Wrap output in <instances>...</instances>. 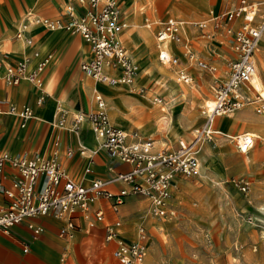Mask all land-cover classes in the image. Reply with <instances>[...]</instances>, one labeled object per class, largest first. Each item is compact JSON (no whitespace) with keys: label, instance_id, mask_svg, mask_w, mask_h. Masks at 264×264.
Listing matches in <instances>:
<instances>
[{"label":"crops","instance_id":"crops-1","mask_svg":"<svg viewBox=\"0 0 264 264\" xmlns=\"http://www.w3.org/2000/svg\"><path fill=\"white\" fill-rule=\"evenodd\" d=\"M67 1L0 0V151L27 158H48L56 154L61 168L71 179L82 184H89L95 178L107 180L116 172L128 171L129 164L116 162L100 147V139L91 130L90 123L84 121L77 131L73 129L76 112L96 110V93L102 96L105 112L112 125L129 133L136 132L139 139L152 140L155 148H176L179 140L190 139L192 129L200 125L204 118L203 107H200V114L198 112L201 99H213L214 84L227 76L226 62L234 55L232 33L226 27H238L243 18L235 17L217 27H213L212 22L203 28L185 24L181 41H174L175 49L164 47L178 56L179 63L175 65L161 62L158 58L155 33L160 22L155 25L157 22L153 18L165 16L166 19L171 16L185 20L201 17L196 20L199 21L237 6L239 0L236 5L227 7L223 6L221 0L178 2L183 7L174 4V0H152L154 11L144 9L143 4L148 3L146 0H116L121 20L125 22L120 39L139 66L132 84H112L87 75L79 66L82 59L90 56V45L82 35L68 29L48 28L35 20L36 17H48L66 21L64 4ZM69 1L77 3L76 0ZM77 8L81 10V7ZM142 13H149L144 17V22ZM258 20L255 15L254 21ZM155 48L158 62L155 60ZM186 49L192 52L193 59L187 56ZM22 58L27 61L26 70L35 69L41 61L45 62L38 72L42 79L40 90L24 77L15 84L4 81L6 65ZM195 58L205 61L207 66H198ZM254 59L258 71L257 66L264 62L257 63L256 53ZM182 61L180 68H184L192 79L175 86L176 83L167 82L172 75L161 67L167 64L169 70L174 69L175 73ZM217 65L222 71L221 78L214 76ZM106 70L110 74L118 73L110 68ZM260 76L264 83V72L261 71ZM191 82H196V85ZM258 90L251 82L245 85L243 92L248 98L253 91L257 92L255 100L247 102L231 115L216 117L213 129L224 136L246 132L264 136V113L256 110L259 106L264 107V96ZM42 94L43 101L37 103V98ZM195 99L197 104H194ZM251 104H254V109ZM23 106L31 108L32 117L21 126L18 114ZM61 110L66 112L63 127L56 125ZM255 139L262 145L259 154L263 156L264 139ZM214 151L208 143L202 147V154L207 157L214 155ZM227 171L225 168L224 173ZM211 176L218 178L214 173ZM17 177V170L6 162L0 181V210L8 201L5 191H14L12 183ZM186 178L182 175L174 178L171 205L173 193L180 183L185 184ZM42 180L43 176L40 175L37 186ZM106 187L111 192H117L128 189L129 184L114 181ZM147 207L146 198L129 194L124 197V203L117 212L111 209L109 200L101 199L92 201L88 210L77 208L72 214L50 213L28 218L14 224L7 232L0 230V264H121L112 255L119 239L125 242L136 240L137 227L145 224L146 239L152 241L149 236V233L155 236L152 226L156 228L161 224L156 221L163 218L149 215ZM97 208L104 212L102 221L94 218ZM68 220H71L72 227L68 226ZM116 221L121 222L120 227L114 226ZM107 227H114L117 236L107 240ZM154 253L155 249L151 245L147 254L148 264H155L151 257Z\"/></svg>","mask_w":264,"mask_h":264},{"label":"built area","instance_id":"built-area-1","mask_svg":"<svg viewBox=\"0 0 264 264\" xmlns=\"http://www.w3.org/2000/svg\"><path fill=\"white\" fill-rule=\"evenodd\" d=\"M76 2L77 5L68 0L64 4V14L67 16L64 22L48 17H36L35 20L48 28L68 29L72 33L78 32L82 35L90 45V56L82 59L79 66L87 75L97 81L132 84L139 66L120 39L125 22L121 20V11L116 0ZM77 6L81 7L80 11ZM257 10L256 2L239 0L237 6L222 10L212 19L213 27L226 24L238 16H242L243 21L234 29L226 27L227 31L232 33L234 55L226 62L227 76L214 84L212 105L204 106L202 109L204 124L195 132L192 140H179L176 148H155L152 140L139 139L136 132L129 133L112 125L105 112L103 98L96 93L94 96L96 110L76 112L73 116V129L77 131L84 121L90 123L91 130L100 139V147L116 162L129 164L128 171L116 172L107 180L95 178L89 184H82L71 179L61 168L56 154L48 158H27L11 156L0 151V181L6 162L18 172V177L12 183L14 191H5L8 201L0 210V230L7 232L14 224L39 215L72 214L77 208L88 210L92 201L101 199L109 200L111 209L117 212L119 206L124 203V197L129 194L146 198L147 212L155 218H165L173 214L170 200L174 178L178 175L189 177L197 174L200 168L198 153L194 150L197 141L201 138H210L215 133L213 123L216 117L235 112L250 101L243 92V87L251 82L256 72L254 53L264 33V14L257 22L254 21ZM208 23L207 19H203L193 21L192 24L203 28ZM181 27L180 19L171 16L160 22L155 37L161 62L174 65L179 63L178 56L171 54L159 43L166 39L180 42ZM185 53L193 59L189 49H186ZM194 60L200 67L207 66L205 61L197 58ZM44 63L41 61L31 70H26L27 61L24 58L16 60L13 64L8 63L3 75L4 81L7 84H15L24 77L40 90L42 79L38 72ZM108 68L118 73L110 74L106 70ZM177 79L189 82L192 77L184 68H180L177 71ZM36 101L41 103L43 94ZM256 110L264 113L263 106ZM65 113L61 110L58 114L57 126H64ZM18 116L22 121L21 126H24L32 117L31 108L23 106ZM234 139L242 153L247 152L254 143L248 133L237 134ZM40 175L43 176V180L40 186H37ZM114 181L126 182L129 188L111 192L106 186ZM235 185L242 193L249 188L248 182L243 180L236 182ZM94 216L96 221H102L103 210L97 208ZM68 226L72 227L71 220H68ZM114 226L120 227L121 222L116 221ZM136 234V240L130 242L119 239L117 247L113 250V257L121 264H140L143 261L146 252V228L142 224L139 225ZM115 236H117L115 228L107 227L106 239Z\"/></svg>","mask_w":264,"mask_h":264},{"label":"rangeland","instance_id":"rangeland-1","mask_svg":"<svg viewBox=\"0 0 264 264\" xmlns=\"http://www.w3.org/2000/svg\"><path fill=\"white\" fill-rule=\"evenodd\" d=\"M146 1L148 3L143 4L144 9L154 11L152 0ZM221 1L225 7L236 5L238 2ZM250 1L256 2L258 7L256 16L259 19L264 14V0ZM174 2L179 5L178 2L182 3V0ZM147 15L149 13H142L143 22ZM216 15L217 13L207 17V21L211 22ZM164 17L154 16L153 19L157 22L154 24L158 25ZM200 18L181 20L186 21L185 24L193 25V21ZM258 46L256 60L260 63L264 62V33ZM181 59L183 60V57ZM155 60L158 62L157 48ZM182 65L183 61L177 67L180 68ZM165 66L167 73L172 75L167 82L176 83L175 86L184 84L177 79V72L174 73V69L171 71L168 65ZM258 69L264 72V63L258 65ZM214 76L221 78L222 71L219 66ZM261 81L263 83L262 78ZM191 83L196 85L194 84L196 82ZM262 89L264 96V88ZM250 95L249 100H255L257 92L253 91ZM204 99L205 97L200 101L199 114L200 107L204 108L206 101H212ZM197 102L195 99L194 104ZM251 105L254 109V104ZM204 120L203 118L200 125L192 129V136L196 130L203 127ZM192 136L190 139H181L190 141ZM256 140L248 152L240 153L234 138L214 133L210 138L204 139V144L208 143L215 150L214 155L207 157L202 151L197 155L200 162L199 173L187 177L185 184L178 185L173 193L171 209L174 213L168 215V218L156 221L161 223V226L156 228L152 226V233L155 236L149 233L152 241L146 239L148 249L151 245L155 249L154 255L151 256L155 264H264V153L263 156L259 154L262 152V145ZM225 168L228 169L226 174ZM212 173L218 178L211 176ZM241 180L249 184L244 193L235 185ZM142 225L146 227L145 224ZM160 228L162 230H159ZM148 249L146 248L143 264H148Z\"/></svg>","mask_w":264,"mask_h":264},{"label":"bare ground","instance_id":"bare-ground-1","mask_svg":"<svg viewBox=\"0 0 264 264\" xmlns=\"http://www.w3.org/2000/svg\"><path fill=\"white\" fill-rule=\"evenodd\" d=\"M181 21V30H180V32H182V28H183V26H185V22L186 21H182V20H180ZM147 33H149V31H147ZM157 41L155 40V45L157 46ZM161 46H163V47H165V48H171V49H175L174 48V40H172V39H166V40H164V41H162V42H160L159 43ZM256 50H259V46L257 47V49ZM256 50H255V53H256ZM163 65V64H162ZM165 65H167V64H165ZM171 67H173V66H171ZM163 70H165V71H167L166 69V67H161ZM257 70L258 71H256L255 73H254V75H253V77H252V79H251V85L252 86H254V88L256 89V90H263L262 88H264V85H263V83H262V81H261V76H260V71H259V69H258V66H257ZM178 81V80H177ZM180 81V80H179ZM256 86H255V85ZM258 90V91H259ZM259 95V94H258ZM259 97L260 98H263V97H261L260 95H259ZM264 99V98H263ZM211 105H212V101H206V103H205V106H208V107H211ZM196 132H197V130H196ZM215 133H217V134H220L221 132L220 131H218V130H216L215 131ZM246 133H248V132H246ZM223 134V133H222ZM250 136H252V141L254 142V140H255V138H264V136H262L261 134H258V133H248ZM224 135V134H223ZM227 136V135H226ZM227 137H229V138H234L235 136H227ZM202 144H204V139L203 138H201L199 141H197V143L195 144V146H194V150L199 154L201 151H202ZM247 152H248V150H247ZM199 159V158H198ZM199 164H200V162H199ZM199 171L200 170H198V173H199ZM168 218V217H167ZM158 226H161V224H159ZM147 242H148V240L146 241V248L148 249V247H147ZM146 259V258H145ZM145 262V260L144 261H142L141 262V264H143Z\"/></svg>","mask_w":264,"mask_h":264}]
</instances>
